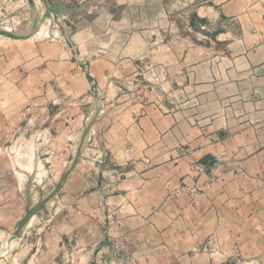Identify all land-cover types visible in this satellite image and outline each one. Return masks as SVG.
Here are the masks:
<instances>
[{
  "label": "crops",
  "instance_id": "0c3cea01",
  "mask_svg": "<svg viewBox=\"0 0 264 264\" xmlns=\"http://www.w3.org/2000/svg\"><path fill=\"white\" fill-rule=\"evenodd\" d=\"M56 1L83 6L73 48L0 47V231L69 166L95 78L83 159L27 229L92 228L126 264H264V0ZM194 180L195 200L171 197Z\"/></svg>",
  "mask_w": 264,
  "mask_h": 264
},
{
  "label": "rangeland",
  "instance_id": "374dc122",
  "mask_svg": "<svg viewBox=\"0 0 264 264\" xmlns=\"http://www.w3.org/2000/svg\"><path fill=\"white\" fill-rule=\"evenodd\" d=\"M36 1L37 5L39 6V12L43 14V11H45L46 7H49L47 0ZM72 5L73 6L70 7L62 6L65 8L82 7L81 4L79 5L76 1L73 2ZM83 10L84 9L79 12L65 14L61 17L55 16L54 20L51 18H46L47 20L43 23L41 29L33 37L28 39L17 40L0 34V47L7 48L10 45L21 44L22 42L24 44H28L29 42L35 41L36 39L39 40V43L43 40L64 39V42L66 40V42H68V44L72 47V42L70 41L71 32L68 27L69 24L71 25V22H74L75 20L72 16L80 14ZM34 16L35 11L30 3V0H0V27L9 29L15 33H24L29 31L31 28ZM105 97L106 96L104 95L102 96L101 102L105 100ZM102 105L104 104L102 103ZM92 115L93 113L87 118L82 126L80 136L78 137L80 141L82 139L85 126ZM80 141L79 143H74V153L72 154L70 163L76 156ZM13 143L14 144L12 145L11 149L18 151L19 149L17 145L20 143L18 141H13ZM86 145L87 143L85 144V147ZM11 149L9 148L7 153L10 154V156H13L14 153L11 151ZM83 152L79 158V161L80 159H83ZM91 163L94 165V160H91ZM77 165L74 167L71 173L77 168ZM65 170L66 169L60 172V177L58 178L57 182L55 181V183L49 185H44L42 182L40 185L34 186V190L32 189L33 195L31 202L36 204L45 195L50 193L57 186ZM92 171L93 174L94 170ZM68 177L65 179L58 193L53 198L58 196L63 191ZM52 179L53 177H50L49 180ZM185 183L186 182L180 186L171 188V197L178 198L180 194H186L188 197H190L188 189L184 188ZM92 187H94V185H92ZM25 190H27V187ZM192 199L195 200V198ZM46 204L32 216L28 224H25V230L28 226H32L34 217L39 214ZM108 215L109 214L107 212L106 214L102 215L101 219L100 217H97L99 221L101 220L103 227L107 224V220H109ZM60 222L61 219L57 216L52 217V219H49L48 217L47 219L40 217L36 228H28L27 231L24 230V234L21 232L20 237H17L11 241H9V237L12 234L0 231V264H126L123 258L132 254L128 251L127 254L126 250L121 248H115L113 251L112 249H109L107 245H105L104 241H101L96 246H94L92 243H89V239H92L93 237L92 228H85V240L82 242L83 238H79L78 228H55ZM80 236L83 237V234H80ZM130 261L133 262L132 264H138L131 258Z\"/></svg>",
  "mask_w": 264,
  "mask_h": 264
},
{
  "label": "water",
  "instance_id": "95a60500",
  "mask_svg": "<svg viewBox=\"0 0 264 264\" xmlns=\"http://www.w3.org/2000/svg\"><path fill=\"white\" fill-rule=\"evenodd\" d=\"M49 7H46L45 11H43V14L39 12L37 1L36 0H30V3L35 11V16L33 18V23L29 31L24 33H15L9 29H5L3 27H0V34L17 39V40H23L33 37L42 27L43 23L47 20L46 18H51L54 20L55 16H64L65 14L79 12L83 9V6L80 8H65L63 7L58 1L55 0H47ZM85 64L89 66V62L86 61ZM91 76V74H90ZM92 77V76H91ZM93 78V77H92ZM97 83L95 78H93L92 83V91L94 92V96L97 100L95 111L93 112V115L91 116L90 120L87 122L85 129L83 131L82 139L80 141L76 156L74 157L73 161L69 164V166L66 168L65 172L61 176L60 181L58 182L57 186L47 195H45L39 202L36 204H33L32 202H29L26 212L21 220V222L16 227V230L12 233V235L9 237V241L16 239L17 237L21 236L22 229L24 225L29 223L32 216L40 209L42 208L47 202H49L59 191L62 184L64 183L65 179L69 176L71 171L74 169V167L77 165L79 158L82 155L83 149L85 147V144L87 143V140L90 135L91 128L95 122L99 119V113L102 109V102L101 98L103 94L99 93V91L96 88Z\"/></svg>",
  "mask_w": 264,
  "mask_h": 264
},
{
  "label": "built area",
  "instance_id": "2783aa9c",
  "mask_svg": "<svg viewBox=\"0 0 264 264\" xmlns=\"http://www.w3.org/2000/svg\"><path fill=\"white\" fill-rule=\"evenodd\" d=\"M191 172L194 173V175H193V178H194L197 175L199 176L202 173H205L206 168L204 167L203 164H201L199 162H194L191 165ZM184 188L188 189V192H189L191 198H197L202 191L199 182L195 181V180L192 183L186 182L184 185Z\"/></svg>",
  "mask_w": 264,
  "mask_h": 264
},
{
  "label": "bare ground",
  "instance_id": "6f19581e",
  "mask_svg": "<svg viewBox=\"0 0 264 264\" xmlns=\"http://www.w3.org/2000/svg\"><path fill=\"white\" fill-rule=\"evenodd\" d=\"M48 29V28H47ZM25 228H26V225H24V227H23V229H22V233H23V231L25 230Z\"/></svg>",
  "mask_w": 264,
  "mask_h": 264
}]
</instances>
